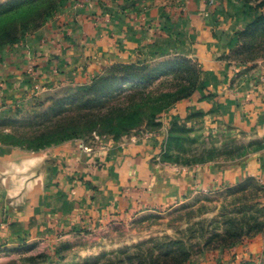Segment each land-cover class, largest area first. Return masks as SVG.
I'll return each mask as SVG.
<instances>
[{"label":"crops","instance_id":"0c3cea01","mask_svg":"<svg viewBox=\"0 0 264 264\" xmlns=\"http://www.w3.org/2000/svg\"><path fill=\"white\" fill-rule=\"evenodd\" d=\"M12 1L0 0V8ZM72 9L62 18L64 28L0 56V120L34 111L36 99L49 107L52 97L69 96L117 65L188 59L200 68L201 87L165 113L158 133L127 135L119 143L71 139L37 150L0 143V257L130 228L148 211L250 180L264 189V67L232 60L259 11L218 7L213 0H184L175 11L163 0ZM189 117L212 134L245 143L235 150L239 160L192 169L161 163L171 123L188 124Z\"/></svg>","mask_w":264,"mask_h":264},{"label":"rangeland","instance_id":"374dc122","mask_svg":"<svg viewBox=\"0 0 264 264\" xmlns=\"http://www.w3.org/2000/svg\"><path fill=\"white\" fill-rule=\"evenodd\" d=\"M121 1H12L0 8V56L25 40L34 42L38 37H49L52 30L64 28L66 23L62 18L74 11L75 5L97 7ZM163 1L170 11L184 3V0ZM213 1L218 7L238 11L254 8L258 3L256 0H234V4L225 0ZM235 47L234 62L264 67V22L243 32ZM160 65L151 63L153 80L138 84L148 88L146 94L152 103L139 116L124 125L103 124L76 130L75 139L119 143L127 135L142 137L160 132L165 113L177 103L191 99L199 90L201 78L197 64L188 59L183 62L171 60L167 65ZM109 74L114 75L107 73L105 76ZM195 80L197 82L192 86ZM131 86H124L122 81L105 83L98 86L96 95L112 97ZM181 96L184 98L176 100ZM34 103V111L21 110L0 120V143L26 149L44 144L51 137V125L66 119L68 112L76 114L81 111L76 108L82 103V93L78 90L69 96H54L49 107L42 98ZM96 104L97 101L93 100L91 105ZM187 120L188 124L178 123L177 119L171 123V130L159 148L161 163L175 169H192L209 163L225 165L239 160V153L235 150L246 145L235 135L212 134L193 124L196 117ZM64 135L54 136L53 144L61 143ZM227 151L235 153L229 155ZM263 233L264 189L250 180L242 188L218 192L212 197L201 196L169 209L148 211L130 228L103 231L97 237L62 240L52 245L43 242L33 249L1 256L0 264H264V251H261Z\"/></svg>","mask_w":264,"mask_h":264},{"label":"trees","instance_id":"16d2710c","mask_svg":"<svg viewBox=\"0 0 264 264\" xmlns=\"http://www.w3.org/2000/svg\"><path fill=\"white\" fill-rule=\"evenodd\" d=\"M226 2L234 4V0H225ZM258 3L254 8H248L245 10L259 11L261 15L245 30L250 27L260 25L264 22V0H256ZM244 31V32H245ZM242 34V33H241ZM240 34V35H241ZM240 37V36H239ZM234 52L232 54V57ZM185 59H178V61H184ZM168 62L161 63L160 66L167 65ZM151 64V63H150ZM150 64L144 63L142 65L126 64L117 65L111 68L107 73L114 75L96 76L90 85L81 87L79 91L82 93V103L77 106L76 109L81 110L76 114L74 112H68L66 119L60 120L51 125L50 133L51 137L44 144L36 146L34 149H40L53 144V138L57 134H65L60 141L75 139V131L79 129H91V127H101L103 124L110 126L124 125L126 122H131L135 117L139 116L148 105L152 104L150 98L146 94L148 88L141 87L138 84L147 83L153 80L154 74L150 73ZM198 73L201 74L198 67ZM195 76V75H194ZM185 77V76H184ZM122 81L124 86L132 84L129 89H121L117 94L112 97L100 98L96 94L98 93V86L110 83V82ZM197 80H195L194 86ZM150 83V82H149ZM201 87V82L199 88ZM195 88V87H193ZM84 96V97H83ZM97 97L99 99H97ZM184 96L178 97L176 100L183 99ZM96 100V105H91L92 101ZM56 132V133H55ZM54 133L55 135H52Z\"/></svg>","mask_w":264,"mask_h":264}]
</instances>
